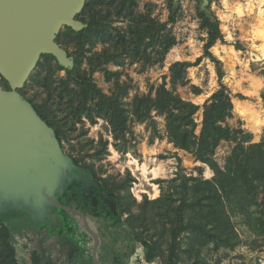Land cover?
<instances>
[{
	"label": "trees",
	"instance_id": "1",
	"mask_svg": "<svg viewBox=\"0 0 264 264\" xmlns=\"http://www.w3.org/2000/svg\"><path fill=\"white\" fill-rule=\"evenodd\" d=\"M213 2L209 0L208 9ZM168 9V20L164 22L153 16V5L148 4L141 11L139 0H87L77 17L85 29L65 27L56 38L73 57L74 68L66 69L53 55H43L37 65L39 71L20 90L25 97L28 90L33 92L27 98L40 117L58 132L62 148L67 144V154L98 178L105 195L117 204L116 215L124 218L104 226L109 245L114 246L106 264H131L139 246L147 263L161 259L163 264H210L204 255L206 249L219 253L242 245L236 219L255 236L257 247L264 246V139L257 142L242 125L229 124L235 118L233 95L223 82L221 61L211 52L224 40L218 16L209 14L208 9H197L200 28L207 36L204 57L215 64L220 86L202 107L176 91L178 85L189 84V62L173 63L170 75L164 77L161 85L152 87L147 95H136L130 104L125 98L131 80H123L124 71L109 68L111 64L123 69L140 65L145 70L164 64L179 44L174 26L181 17V1L175 4L170 0ZM61 72H65V77L59 75ZM99 72L107 83L113 84L110 94L96 83L94 76ZM2 83L6 90L10 89L5 79ZM192 89L197 96L202 93L199 87ZM201 109L203 118L199 125L197 115ZM157 117L165 118L168 143L208 166L214 176L205 178L202 167L197 169V175L180 169L173 179L156 181L160 197H145L138 202L131 193L134 179L130 174L125 178L103 177V165L97 170L110 141L101 138L96 143L88 138L86 126L104 121L113 146L125 150L136 123L147 124L154 137H163ZM223 143H229L231 151L221 164L216 155ZM68 218L76 232L79 221ZM84 247L80 257L72 259L47 257L34 250L31 264H93L89 247ZM0 264H22L11 230L1 220Z\"/></svg>",
	"mask_w": 264,
	"mask_h": 264
},
{
	"label": "rangeland",
	"instance_id": "2",
	"mask_svg": "<svg viewBox=\"0 0 264 264\" xmlns=\"http://www.w3.org/2000/svg\"><path fill=\"white\" fill-rule=\"evenodd\" d=\"M169 1L139 0V8L143 11L146 5H153V16L165 22L169 16ZM180 1L182 4L181 17L174 26V33L178 37L179 44L170 51L164 64L145 70L140 65H129L124 69L114 64L109 66L113 71H124V81L131 80L129 94L125 98L126 104H130L136 95H147L152 87L161 85L164 77L170 75V66L177 61L192 64L188 69L189 84L178 85L176 88L177 93L184 99L202 107L220 88L215 64L204 57L207 36L200 28V20L197 15L198 8L207 10L210 3L207 4L201 0ZM207 11L209 14L214 12L218 16L224 34V40L218 42L211 49V52L222 63L221 67L225 75L223 82L232 92L233 103L237 104L241 101L244 108L249 111L251 119L255 122L257 119L260 126L257 129L250 127L251 123L247 121L248 119L239 115L235 110V118L230 120L229 124L233 127L242 125L247 131L254 134L255 141L260 142L264 139V0H214L211 9ZM39 69L37 67L33 74H36ZM59 75L65 77L66 74L61 72ZM94 77L99 87L105 93L110 94L113 84L106 82L103 73L99 72ZM167 82L168 87L171 88L169 78ZM193 86L201 89L202 93L199 96L194 94ZM32 93L31 90H28L27 97L29 98ZM202 112L201 109L197 115L199 125L202 123ZM156 120L163 137H154L153 130L147 124L136 123L133 126V135L128 136L130 142L125 150L116 149L113 146L114 140L104 121L100 120L94 126L90 124L86 126L89 129L88 138L94 139L96 143H99L101 138L110 141L104 160L96 165L97 170L100 171V166L103 165L105 169L103 177L113 175L125 178L130 174L134 179L131 193L138 202H142L145 197L149 200L160 197L161 189L156 181L173 179L180 169H183L186 174L197 175V169L202 167L205 178L210 179L214 176L208 166L197 163L191 154L175 149L172 144H169L165 135V118L157 117ZM65 145L66 148H63V151L68 155L69 146ZM230 151L231 145L223 143L216 155L219 163H224ZM97 185L100 186L99 183ZM72 188L71 185L66 191H70ZM102 207V210L94 212L95 216L101 219V225L104 223L115 224L124 219L116 215L107 200L102 201ZM7 210L4 222L10 228L13 239L17 243V252L22 258L21 263L31 264V254L21 248L22 245L27 244L30 238L34 239L37 234L29 214L16 216V212L12 209L7 208ZM235 221L243 241L242 245L234 251L223 250L219 253L206 249L204 252L206 260L210 264H217L218 261L221 264H261V260H264V246L257 247L255 236L247 230L240 219ZM83 225L88 230L87 225ZM142 249L139 246L137 255L132 258L131 264H163L161 259L147 263Z\"/></svg>",
	"mask_w": 264,
	"mask_h": 264
},
{
	"label": "water",
	"instance_id": "3",
	"mask_svg": "<svg viewBox=\"0 0 264 264\" xmlns=\"http://www.w3.org/2000/svg\"><path fill=\"white\" fill-rule=\"evenodd\" d=\"M173 1L176 4L179 0ZM201 1L209 4V0ZM86 2L0 0V219L6 218L8 208L16 213L25 211L32 220L56 225V215L48 206L64 210L87 225L93 237V264H101L96 222L57 200L78 181L87 188L95 187L94 177L64 153L58 132L20 93L43 55H53L66 69L74 68L73 57L56 38L65 27L85 29L77 17ZM2 79L8 82L9 90ZM107 202L115 212L117 204L111 199Z\"/></svg>",
	"mask_w": 264,
	"mask_h": 264
},
{
	"label": "flooded vegetation",
	"instance_id": "4",
	"mask_svg": "<svg viewBox=\"0 0 264 264\" xmlns=\"http://www.w3.org/2000/svg\"><path fill=\"white\" fill-rule=\"evenodd\" d=\"M77 164L83 167L86 171L90 172L93 175L96 184L99 183L100 186L96 185L95 187L91 186V188H87L81 181H78L77 184L72 185L73 188L70 191H66V198L65 196H59L57 197V200L64 205L81 211L83 214L92 218L96 222L99 227L98 229L101 239V244L98 249V256L101 264H106V257L108 253L114 249L113 245L112 247L109 245L108 238L105 235L104 226L109 224L104 223L101 225V219L98 218V216H95L94 212L102 210V201L108 200L110 198L105 195L102 184L98 178L95 177L94 174L85 166H82L79 163ZM64 172L66 173L68 170L65 169ZM48 208L56 212L58 218L61 219L60 228L57 229L56 233L52 234L50 232L52 228L50 229V227H48V229L44 231L40 230L38 226L33 224L34 230H36L35 232L37 234L34 239L30 238L27 244L25 246L22 245L21 248L30 254L34 250H38L47 257L49 256L57 258L63 256L66 259H72L74 257H80V252L84 250V246L87 244L91 254L93 237L91 233L86 230L85 226L76 220L75 223L77 222V224L80 226L76 232H73L72 227L70 226V220L68 218V216H70L69 214L59 208L52 206H48Z\"/></svg>",
	"mask_w": 264,
	"mask_h": 264
},
{
	"label": "crops",
	"instance_id": "5",
	"mask_svg": "<svg viewBox=\"0 0 264 264\" xmlns=\"http://www.w3.org/2000/svg\"><path fill=\"white\" fill-rule=\"evenodd\" d=\"M241 102V101H240ZM234 104H235V106L237 105L235 102H234ZM235 112H237L236 111V107H235ZM238 113V112H237ZM239 114V113H238ZM240 115V114H239ZM248 121V120H247ZM256 123H257V119H256ZM250 125V124H249ZM250 127H252V128H255V129H257V125L255 126V127H253L252 125H250ZM50 211L52 212V213H55V215H56V219H57V223H56V225H53L52 223H50V222H47V221H35V220H32L31 218V223L32 224H34V225H36V226H38V228L40 229V230H44V231H46V229H48V227H50V232L52 233V234H54V233H56V231H57V229L58 228H60V225H61V219L60 218H58V216H57V213L56 212H54L52 209H50ZM16 214V216L17 215H26L25 214V211H21L20 213H15ZM30 217V216H29ZM1 221H4V219H0Z\"/></svg>",
	"mask_w": 264,
	"mask_h": 264
},
{
	"label": "bare ground",
	"instance_id": "6",
	"mask_svg": "<svg viewBox=\"0 0 264 264\" xmlns=\"http://www.w3.org/2000/svg\"><path fill=\"white\" fill-rule=\"evenodd\" d=\"M235 107H236V111H237L241 116H243V117H245L246 119H248V121L251 123V125H252L253 127H255V126L257 125V128H259L260 123H259V122L256 123L255 121H253V120L251 119V115H250L249 111L246 110V109L244 108V105H243L242 102H238L237 105H236ZM156 195H157V194H156ZM83 224H84V223H83ZM98 228H99V227H98Z\"/></svg>",
	"mask_w": 264,
	"mask_h": 264
},
{
	"label": "built area",
	"instance_id": "7",
	"mask_svg": "<svg viewBox=\"0 0 264 264\" xmlns=\"http://www.w3.org/2000/svg\"><path fill=\"white\" fill-rule=\"evenodd\" d=\"M261 264H264V260H261Z\"/></svg>",
	"mask_w": 264,
	"mask_h": 264
}]
</instances>
